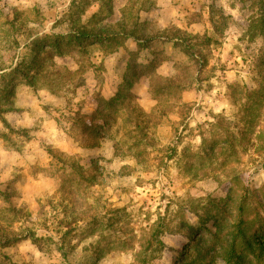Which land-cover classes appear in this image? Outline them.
I'll return each instance as SVG.
<instances>
[{
    "label": "rangeland",
    "instance_id": "obj_1",
    "mask_svg": "<svg viewBox=\"0 0 264 264\" xmlns=\"http://www.w3.org/2000/svg\"><path fill=\"white\" fill-rule=\"evenodd\" d=\"M257 1L0 0V264H223L264 202V153L208 151L264 88Z\"/></svg>",
    "mask_w": 264,
    "mask_h": 264
},
{
    "label": "trees",
    "instance_id": "obj_2",
    "mask_svg": "<svg viewBox=\"0 0 264 264\" xmlns=\"http://www.w3.org/2000/svg\"><path fill=\"white\" fill-rule=\"evenodd\" d=\"M257 4L262 10L259 24L264 33V0H258L255 5ZM94 34V30H91L83 36L80 34L73 35L75 48H79L83 41L87 44L102 41L103 43L108 42L115 49L123 41L120 35L114 33H109L110 35L106 38L98 37ZM39 47H36L34 51H37ZM52 47L56 50L57 55H63L60 38H55ZM262 65L264 69V61ZM247 96L249 99H246L247 104L243 113L235 122L225 120L217 122L215 127L220 131L214 135L212 141H209L208 151L215 150V146L220 144L218 148L226 151V159L235 157L237 160L241 151H249L250 148L254 149L253 151L258 154L264 153V147L256 146V144L252 143V141H255L259 145H264V88L247 92ZM135 126L138 127L137 124ZM248 202L249 197L247 195L242 196L235 209L231 208V219H228L226 214L221 223L218 221L215 223L217 228H215V231L210 232L206 229L209 234L208 238L211 240V249L207 251L205 256L213 252V257L220 258L223 264H264V219H260V212L264 211V202L259 204L258 207L252 208L248 205ZM233 211L236 212L234 216ZM247 212H254V216L258 218L251 219ZM223 220L224 223H222ZM93 222L95 224L96 220ZM107 224L109 223L104 224V226L108 227ZM110 226L112 225L110 224ZM222 228L226 229L227 232L223 237H220L219 231ZM191 232L198 231L192 230ZM159 234L158 231L151 230V235L145 248L147 253L158 252L163 245ZM200 243L201 239L196 238L190 246L196 248Z\"/></svg>",
    "mask_w": 264,
    "mask_h": 264
}]
</instances>
